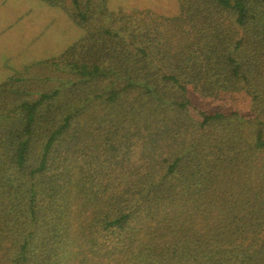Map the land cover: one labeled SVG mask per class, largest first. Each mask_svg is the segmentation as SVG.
<instances>
[{
    "label": "trees",
    "instance_id": "16d2710c",
    "mask_svg": "<svg viewBox=\"0 0 264 264\" xmlns=\"http://www.w3.org/2000/svg\"><path fill=\"white\" fill-rule=\"evenodd\" d=\"M61 1L85 34L0 83V264H264V0Z\"/></svg>",
    "mask_w": 264,
    "mask_h": 264
},
{
    "label": "rangeland",
    "instance_id": "374dc122",
    "mask_svg": "<svg viewBox=\"0 0 264 264\" xmlns=\"http://www.w3.org/2000/svg\"><path fill=\"white\" fill-rule=\"evenodd\" d=\"M116 11L148 10L171 17L178 13L177 0H103ZM56 0H0V83L13 74L28 77L51 74L46 62L77 42L85 29L76 24L65 6Z\"/></svg>",
    "mask_w": 264,
    "mask_h": 264
}]
</instances>
